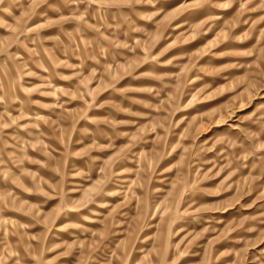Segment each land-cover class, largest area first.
<instances>
[{
  "label": "rangeland",
  "instance_id": "rangeland-1",
  "mask_svg": "<svg viewBox=\"0 0 264 264\" xmlns=\"http://www.w3.org/2000/svg\"><path fill=\"white\" fill-rule=\"evenodd\" d=\"M0 264H264V0H0Z\"/></svg>",
  "mask_w": 264,
  "mask_h": 264
}]
</instances>
